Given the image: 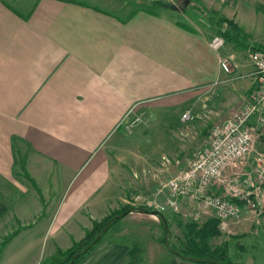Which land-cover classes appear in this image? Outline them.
I'll use <instances>...</instances> for the list:
<instances>
[{
  "label": "crops",
  "instance_id": "1",
  "mask_svg": "<svg viewBox=\"0 0 264 264\" xmlns=\"http://www.w3.org/2000/svg\"><path fill=\"white\" fill-rule=\"evenodd\" d=\"M152 1L0 0V242L21 227L0 251V264H40L127 202L122 183L129 179L120 154L111 161L108 142L125 134L129 115L152 116V102H160L159 115L175 113L180 124L178 113L194 114L221 81L241 106L252 94L248 56L264 49V0H189L199 24ZM201 10L233 20L249 47L225 41L212 49L218 32ZM223 58L230 74L220 68ZM121 141L112 149H126ZM248 215L230 225V238H243L235 229L264 239V215L260 225ZM236 248V264L263 260L245 257L243 244ZM128 250L126 242L105 240L81 264H126ZM159 261L195 264L171 253Z\"/></svg>",
  "mask_w": 264,
  "mask_h": 264
},
{
  "label": "rangeland",
  "instance_id": "2",
  "mask_svg": "<svg viewBox=\"0 0 264 264\" xmlns=\"http://www.w3.org/2000/svg\"><path fill=\"white\" fill-rule=\"evenodd\" d=\"M82 1L85 2L88 1L94 4L96 3L97 6H100V5H105L106 3L103 2L109 0H82ZM154 1H156L155 3L159 4L162 7L168 4L169 10L171 8L174 9V11L170 13H172L174 16L178 17L181 20H183L182 15L185 14V17L191 23L199 24L200 22H203L201 21V18L198 13L199 11H197V7L189 5L188 2L187 4H185L184 0H154ZM192 1L197 2L196 0H192ZM147 5L149 6V4ZM183 8L185 9V13ZM157 10H159L158 12L161 11L166 12L165 9H157ZM207 13H209V16L210 15L212 16L214 15L215 17L218 16V14L213 13L210 10ZM204 17L206 20L207 16ZM216 35L220 36L219 34ZM224 44H225V40H224ZM230 73H226V74H230ZM222 84L223 81H221L219 84H216L215 86H211L212 90H210L205 95L204 98L206 99H203L201 101L200 103L201 107L195 110L194 114L196 115L192 120L183 121L180 118L181 123L178 124L177 119H175L176 117L174 116L176 114L174 113L173 115L172 112L170 113L167 112L168 113L167 116L170 115L168 118H166V116L161 117L159 115L161 111V109H159L161 105L160 102H152L151 107L154 108L153 111L155 112V113L152 112L153 113L152 116L148 115L149 117H147V115L144 116L143 114H139V112H136L134 114H136L137 116L131 114L132 116L129 115L128 118H126L122 126V129H126L124 131L125 134L121 135L120 139H117L115 141L110 140L108 142V145L110 146L108 148V152H110L111 161L112 159H114V157H117V155L120 154L122 169L125 171L126 173L125 175H127L129 179L128 181L126 180L125 182L122 183V188L126 192H129L127 193L129 194V196L127 202L123 204L121 207L123 206L141 207V208L150 209L151 211H156L152 208H148L147 206H145L143 202L135 201L134 198L136 197V195H140L141 197H143V199L154 200L155 201L154 203L163 202L165 196L163 195V193L158 192L162 184L167 179L177 175L180 171H182L185 168L187 161L191 159L194 151H196L200 147H203L206 144L209 130L213 124L220 123L226 120L242 107L241 104L243 102H240V100L242 99L239 95L233 93L234 91L233 87L231 85H222ZM227 91H229V98H226ZM220 98L224 100H221ZM246 101L247 98L244 99V103ZM225 102L226 104H224ZM187 111L192 112L191 110H187ZM230 114L232 115L229 116ZM178 115L180 117L182 115V112L180 111ZM172 123L174 124L172 125ZM253 129L255 132L254 150L251 153L249 162L245 167H243V171L250 173L254 169L253 166V164L255 163L254 158L258 156V154L264 156V125L253 126ZM120 140H122L120 146L121 147L125 146L126 149L123 150L121 148V150L116 151L115 148L114 149L115 152H114L112 147L116 146V144H118ZM128 155H130V157L128 159L125 158L128 157ZM176 160L180 163L177 164ZM181 162H183V164H181ZM176 170H178V172L176 174H173V172ZM134 172H137V174H133ZM133 175L135 176L133 177ZM185 200H189V201L184 202V207L182 206L180 212H172L171 210H166L165 212H161L168 221L167 225L169 223L168 243L177 248L183 247L185 242V237L183 235V233L185 232V228L180 226L179 222L185 223L188 221H195L200 225V223L203 220V217H201L199 220H194L192 217L196 209V201L193 198H190V196L186 197ZM133 213L134 212H129L126 216L120 218L118 224L114 227V229L109 230L105 234V236L100 240V242L109 239L110 240L118 239L119 242H126L129 245V249L136 242L141 244L143 253L140 256L141 259L140 264H159V262H161L159 261L160 255L165 253L174 254L171 251H169L167 247L164 245V242H162V239L163 238L165 239V229H163L162 227V224L160 222V217L157 216L156 214H150V213H145V215L143 214L136 215L135 213L134 214ZM263 215H264V210L262 211L261 214H259L258 217L254 216L256 218L255 225H260L261 218ZM207 216L209 217L211 216V214L210 215L205 214L204 219ZM245 216H249V215L242 214L241 218L243 219L245 218ZM244 221L246 220L244 219ZM250 222L251 220L246 221L245 223L247 229L248 226L250 227L249 225ZM115 229H117V232L114 231ZM237 234H239L238 236L241 235L240 237L243 238L232 239L233 237L230 238L228 236L231 234H229L228 232L227 233L223 232V233H219L220 239L219 238L217 239L219 240V242L221 241L223 242L224 240L229 242L230 249L228 251V254L232 262L236 264L238 262L237 256H241V252L236 248V245L243 244L247 250L246 254H244L245 257L247 258L254 257L255 259L261 258L263 260H261L259 263L264 264V239L261 240L260 237L253 235L252 233L250 237H245L246 235L245 233L244 234L240 233L234 229L232 235H237ZM81 239L79 241H81ZM98 244L92 247L78 264H81V262L84 259H86V257L94 250V248ZM67 248L62 247L61 249L65 250ZM128 259H129V254H128Z\"/></svg>",
  "mask_w": 264,
  "mask_h": 264
},
{
  "label": "built area",
  "instance_id": "3",
  "mask_svg": "<svg viewBox=\"0 0 264 264\" xmlns=\"http://www.w3.org/2000/svg\"><path fill=\"white\" fill-rule=\"evenodd\" d=\"M224 44L221 36H214L209 45L218 50ZM256 85L247 102L230 118L211 126L207 142L194 151L185 168L167 179L159 188L165 196L161 203L136 195L135 201L143 202L158 212H180L186 197L196 201L192 215L199 220L202 214L211 213L218 220L220 233L228 232L232 223L242 214L256 217L264 210V156L254 158V169L243 171L254 150L253 126L264 125V49L254 50L248 56ZM223 72L231 71L229 61L219 60ZM195 115L185 111L181 120H192ZM251 166V165H250ZM222 192H215L213 188ZM137 203V202H136Z\"/></svg>",
  "mask_w": 264,
  "mask_h": 264
},
{
  "label": "trees",
  "instance_id": "4",
  "mask_svg": "<svg viewBox=\"0 0 264 264\" xmlns=\"http://www.w3.org/2000/svg\"><path fill=\"white\" fill-rule=\"evenodd\" d=\"M201 12L203 14V17L207 16L205 22L213 25V27L217 30L218 34L222 36L225 41L231 42L245 49L249 47L250 41L248 34L245 33L233 20L227 19L224 16H219L216 18L215 16L212 15L209 16V14L204 10H201ZM177 23L180 24L182 27L189 29L188 26H185L183 23L181 22H177ZM253 48H254L253 50H261V48L259 47H253ZM131 208H136V207L123 206L118 210H114L110 212L106 217H104L100 221L93 220L92 228L86 231L81 241L74 242L71 247L65 250H62L61 248L57 247L55 254L49 257L48 259L42 261L40 264H68L75 253L80 251L82 248H84L86 245H88L95 239L98 232L108 223V221L111 218L121 213H125L124 216H126ZM147 210L148 212H156V211H151L150 209ZM156 213L157 216L159 215L163 216L161 212H156ZM119 220L120 219H116L115 221H113L109 225L107 230L100 236V238L94 243L92 247L98 244L109 230H113L114 227L118 224ZM160 222L162 224L163 229H165V225L161 217H160ZM166 222L168 221L166 220ZM179 224L180 226L185 228V232L183 233L185 237L184 246L177 248L171 244L169 245L174 250L179 252L181 255L203 258L208 260V262H203L201 260L196 259L192 261L189 260L190 262H193L195 264H216L218 262L235 264L232 262L228 254L229 249L226 242H220L218 244H213L212 242L213 239L219 237V233H220L217 227L218 226L217 218H215L214 216H209L202 223H200V225L195 221H188L185 223L179 222ZM20 229L21 227L13 230L1 240L0 251L11 240V238L19 232ZM114 231L117 232V229H115ZM162 242H164V238L162 239ZM237 246L239 248L241 247V245H237ZM88 251L76 257L73 264L80 263V261L83 259V257L86 255ZM142 253H143L142 245L137 242L134 243L129 249L128 252L129 259L126 264H140L141 261L140 256ZM179 257L183 258L182 256ZM159 264H169V262L161 261L159 262Z\"/></svg>",
  "mask_w": 264,
  "mask_h": 264
},
{
  "label": "water",
  "instance_id": "5",
  "mask_svg": "<svg viewBox=\"0 0 264 264\" xmlns=\"http://www.w3.org/2000/svg\"><path fill=\"white\" fill-rule=\"evenodd\" d=\"M188 2V0H185V3H187ZM129 212H140V213H150V214H157L156 212H148V210L147 209H144V208H141V207H136V208H131L130 210H129ZM125 215V213H121V214H118V215H115L113 218H111L109 221H108V223L98 232V234L96 235V237H95V239L91 242V243H89L88 245H86L84 248H82L80 251H78L77 253H75L73 256H72V258H71V260L69 261V263L68 264H73V262H74V260H75V258L76 257H78L79 255H81V254H83V253H85L86 251H88L93 245H94V243L100 238V236L107 230V228L109 227V225L113 222V221H115L116 219H120V218H122L123 216ZM161 218H162V220H163V222H164V225H165V239H164V245L167 247V249L169 250V251H171L172 253H174V254H176V255H179V256H182L184 259H186V260H190V261H192V260H196V259H198V260H201V261H203V262H208V260L207 259H203V258H196V257H192V256H185V255H181L179 252H177L176 250H174L170 245H169V243H168V235H169V233H168V225H167V222H166V220H165V218L162 216V215H159ZM216 264H231V263H216Z\"/></svg>",
  "mask_w": 264,
  "mask_h": 264
}]
</instances>
